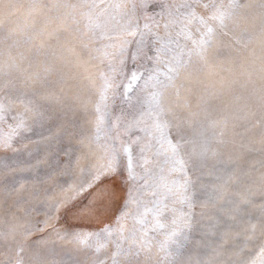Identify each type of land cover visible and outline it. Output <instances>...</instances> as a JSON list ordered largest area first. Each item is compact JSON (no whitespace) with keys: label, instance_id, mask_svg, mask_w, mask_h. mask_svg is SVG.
I'll return each instance as SVG.
<instances>
[{"label":"snow or ice","instance_id":"snow-or-ice-1","mask_svg":"<svg viewBox=\"0 0 264 264\" xmlns=\"http://www.w3.org/2000/svg\"><path fill=\"white\" fill-rule=\"evenodd\" d=\"M0 264H264V0H0Z\"/></svg>","mask_w":264,"mask_h":264}]
</instances>
